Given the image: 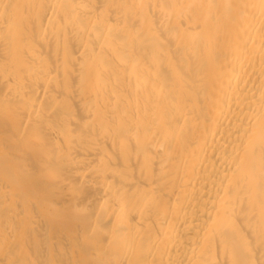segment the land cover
<instances>
[{"label": "bare ground", "instance_id": "6f19581e", "mask_svg": "<svg viewBox=\"0 0 264 264\" xmlns=\"http://www.w3.org/2000/svg\"><path fill=\"white\" fill-rule=\"evenodd\" d=\"M0 264H264V0H0Z\"/></svg>", "mask_w": 264, "mask_h": 264}]
</instances>
